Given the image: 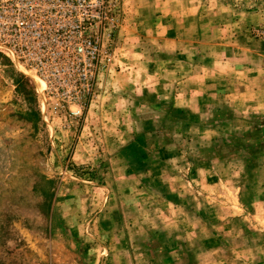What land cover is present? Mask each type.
<instances>
[{
	"label": "rangeland",
	"instance_id": "1",
	"mask_svg": "<svg viewBox=\"0 0 264 264\" xmlns=\"http://www.w3.org/2000/svg\"><path fill=\"white\" fill-rule=\"evenodd\" d=\"M89 93L0 54V264H264V0H114Z\"/></svg>",
	"mask_w": 264,
	"mask_h": 264
},
{
	"label": "built area",
	"instance_id": "2",
	"mask_svg": "<svg viewBox=\"0 0 264 264\" xmlns=\"http://www.w3.org/2000/svg\"><path fill=\"white\" fill-rule=\"evenodd\" d=\"M114 0H0V54L68 104L89 93Z\"/></svg>",
	"mask_w": 264,
	"mask_h": 264
}]
</instances>
